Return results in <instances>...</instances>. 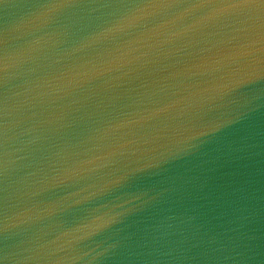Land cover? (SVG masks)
Segmentation results:
<instances>
[{
    "label": "water",
    "instance_id": "water-1",
    "mask_svg": "<svg viewBox=\"0 0 264 264\" xmlns=\"http://www.w3.org/2000/svg\"><path fill=\"white\" fill-rule=\"evenodd\" d=\"M0 264H264V0H0Z\"/></svg>",
    "mask_w": 264,
    "mask_h": 264
}]
</instances>
